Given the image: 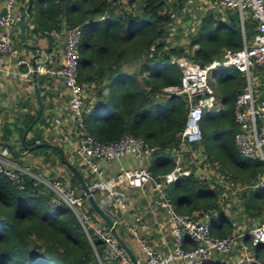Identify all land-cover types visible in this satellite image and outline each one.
Instances as JSON below:
<instances>
[{
  "label": "trees",
  "instance_id": "16d2710c",
  "mask_svg": "<svg viewBox=\"0 0 264 264\" xmlns=\"http://www.w3.org/2000/svg\"><path fill=\"white\" fill-rule=\"evenodd\" d=\"M37 2L40 6L30 18L35 21L33 29L59 27L62 15L67 26H81L80 83L95 81L94 75L103 76L101 68L91 72L90 55L100 60L110 59L109 55L113 54L114 66L107 69L108 96L102 104L94 103L83 112L86 129L99 140L117 138L122 133L141 136L154 147L147 163L150 172L153 175L164 173L173 164L174 154L169 149L178 148L180 144L179 132L185 122L186 107L183 95L159 97L158 93L165 86L179 83L184 60L203 65L218 56L220 47L241 46L242 30L237 12L228 11L225 20L205 15L188 44L189 49L193 42L198 46L185 50L184 46L172 45L168 40L169 24L175 21L172 12L181 9V4L176 2L131 0L135 2V9L130 13L121 8L127 3L121 4L120 0ZM117 9L122 11L121 15ZM101 15L105 18L99 19ZM255 31V22L245 19V39L250 40ZM138 57L142 59L140 73H147L144 82L136 79L137 72L120 69L123 60ZM255 73L264 80V67H257ZM213 80L219 89L215 97L221 100L222 107L202 112L199 120L201 152L205 161L212 157L220 160L219 169L227 167L235 180L249 182L262 170V165L259 160L240 155L233 141L237 128L233 120V101L244 87L243 76L232 66H218L213 71ZM37 136L38 133L24 140L22 146L34 144ZM190 146L196 148L197 145ZM53 151L58 153L56 148ZM218 154L220 157H216ZM207 179L183 175L169 185L167 192L178 214L189 215L195 211L203 216L216 209L218 187L215 184L210 188L212 181ZM71 182H76L73 177ZM46 191L42 184L31 187L29 182L20 191L0 172V264H99L76 217L63 205L49 208L46 202L51 193ZM240 197L239 216L244 214L249 223L264 220V188L245 191ZM233 221L223 211L216 212L210 220L212 234L219 237L230 234ZM244 242L248 244L246 238ZM93 244L100 253V241L93 239ZM252 252L257 262H264V243L255 245ZM210 264L228 263L217 258Z\"/></svg>",
  "mask_w": 264,
  "mask_h": 264
},
{
  "label": "built area",
  "instance_id": "2783aa9c",
  "mask_svg": "<svg viewBox=\"0 0 264 264\" xmlns=\"http://www.w3.org/2000/svg\"><path fill=\"white\" fill-rule=\"evenodd\" d=\"M10 7L9 3L5 11L0 12V53L8 55L15 66H27L25 69L9 72L11 77L24 80L31 78L33 72H42L44 68L37 64L29 66L20 55L13 41V31L19 15H15ZM209 8L214 12L228 9L237 12L242 44L234 49L220 47L218 56L203 65L184 60L180 67L179 83L162 88L165 95L184 96L186 117L179 132L180 144L178 148L171 150L174 154L173 164L158 175H153L145 163L105 173L102 162L118 161L126 154H131L140 161L149 157L154 147L141 136L129 133H122L109 140H99L92 136L83 122V112H87L90 106L85 102V91L78 81L81 26L65 24L40 31L44 37L62 38L61 61L52 72L59 74L68 95L67 105L72 114L76 138L71 150V160L78 164L75 165L80 169L97 205L114 219L117 234L134 250L138 264H210L217 258L228 259L232 252H237L238 255L232 264H264L257 262L252 252L255 245L264 243V220H251L248 227H234L226 236H215L210 228L215 210L203 216L195 211L189 215L178 214L167 192L169 185L183 175L193 174L206 179L209 175L222 174L214 172V166L204 162L205 155L198 146L202 112L207 108L217 107L212 73L218 66H232L243 76L244 87L233 101V120L237 126L233 141L240 155L259 160L262 165V170L256 172L249 182H243L240 188L237 183H227L226 177L220 175L216 182L222 187L221 197L224 200L229 195H241V189L251 191L264 188V80L261 81L255 73L257 67H264V0H213ZM245 19L255 22L256 31L250 40H246L243 34ZM194 46L196 45L193 48ZM256 81L262 86L260 91ZM191 144H196V148L191 147ZM26 154L28 152L25 148L23 156ZM25 159L27 161H19L0 153V172L20 191L25 189L26 182L31 187L42 184L51 193L46 202L49 208L55 209L61 205L68 208L83 228L99 264H134L71 180L68 181L61 174L52 176L35 167L31 163L33 159ZM70 175L73 177L71 173ZM130 190L137 193L149 192V202L164 212L167 228L158 246L150 244L147 239L148 225L143 215L128 204ZM89 212L94 214L95 219L89 216ZM126 212L130 214L129 220L126 219ZM93 239L100 241V253L96 251ZM138 254L141 258H138Z\"/></svg>",
  "mask_w": 264,
  "mask_h": 264
},
{
  "label": "crops",
  "instance_id": "0c3cea01",
  "mask_svg": "<svg viewBox=\"0 0 264 264\" xmlns=\"http://www.w3.org/2000/svg\"><path fill=\"white\" fill-rule=\"evenodd\" d=\"M181 1L184 2L186 6L182 8L181 5L180 10L175 11L176 13L172 12L175 22H182L181 19H183V17L186 19L194 18L199 20V23L195 26V31L197 27L200 26V22L205 15L212 14L220 20L226 19L223 10L214 12L209 8V4L212 3L213 0ZM9 3L11 4V11L15 15H19L22 6L27 3V0H0V12L5 11ZM120 3H127L125 6H121L125 13H130L131 9H135V2H131V0H120ZM176 3L181 4L178 0ZM37 6V0H33L30 15H27L24 28V41H21L18 36V22L13 31V41L19 49L20 55L27 61V64L31 66L33 57H36L35 61L37 65L43 66V71L36 72L33 75L34 77L32 76L24 80H20L18 77H11L9 74L10 71L25 69L27 66H15L13 60L10 59L8 55L0 53V153H2V156L18 159L19 161L26 160L25 157L28 159L31 152L27 151L28 154H26L25 157L23 156L25 148L21 144L20 137L26 127L31 125L24 140H29L32 135L38 133L39 136H37L35 142L44 141L53 145V147L48 146L47 150L55 149L56 147L57 150L58 147L61 148V151L58 150L57 156H54V154L50 152L35 155L31 163L35 167L49 172L52 176L61 174L70 181V178H72L70 172L65 170L66 167L61 162L59 156L60 152H63V155L71 160V150L76 138L73 133L72 114L67 105L68 95L66 88L59 74L52 72L58 68L61 61L62 38L60 36L54 38L44 37L40 34L41 30H39V28L38 30L33 29L35 21L30 18L31 14L37 10ZM117 13L121 15L122 11L117 9ZM62 18H64L63 15L60 18V22ZM103 18H105L103 15L99 17V19ZM90 56L92 60L88 63V66L91 67V72H96L98 68H101V74H103L101 78H99L98 75H94L96 78L95 81L82 80L80 83L85 91V102L87 105L93 106L94 103L102 104L108 96L110 76L108 75L107 69L114 65L112 62V52L109 55L110 59L105 58L99 60L95 58V55ZM105 56H108V54ZM141 61L142 59L140 57L137 59L133 58L132 60L125 59L121 62L120 69L129 73L137 72L136 79L140 82H144L146 79H140V75H145V72L140 73L139 71ZM39 102L41 103V107L40 114L37 117ZM37 128L40 129L39 132H34ZM65 135L67 136L66 138ZM170 150L172 149H169V151ZM148 161L149 157L138 161L131 154H126L118 161L102 162L101 166L105 173H113L120 167L135 166L140 163H145L147 165ZM231 181L238 183L239 179H232ZM128 195V204L143 215V219L148 225L147 239L149 243L158 246L167 228L164 212L149 202V192L147 191L144 193H137L130 190ZM238 198H240V195H229V198L226 200L224 199L225 204L221 208V211H223L231 221L234 220L233 228L236 226V228L248 227L250 223L244 214H242V216H232L230 213V211L233 212L232 201H236ZM238 201H240V203L242 202V200ZM234 210L238 211L240 213L239 215H241V208L238 207ZM126 219H130V214L128 212H126ZM119 232H121V230H119ZM131 247L132 249L134 248L133 244H131ZM137 256L141 258L140 254ZM237 257V252H232L228 256V259L224 260L228 264H232V262L236 261Z\"/></svg>",
  "mask_w": 264,
  "mask_h": 264
},
{
  "label": "rangeland",
  "instance_id": "374dc122",
  "mask_svg": "<svg viewBox=\"0 0 264 264\" xmlns=\"http://www.w3.org/2000/svg\"><path fill=\"white\" fill-rule=\"evenodd\" d=\"M164 2H166V3H170V2H176L177 0H163ZM178 2L179 3H181V5H182V8H185V6H186V4L184 3V2H182L181 0H178ZM37 4H38V6H37V10H38V8H39V3L37 2ZM231 12L230 11V9H228V10H223V12H224V15H226L227 16V12ZM174 13H176V12H174ZM182 20V22H180V21H174L173 23H171V24H169V35H168V40H169V42L172 44V45H182V46H184V48H185V50H192V49H195L197 46H198V43H196V42H193L192 43V45L190 46V49H189V46H188V44L190 43V40H191V36L192 35H194L197 31H195V26H196V24H198L199 23V20H196V19H194V18H191V19H186V18H184L183 17V19H181ZM196 20V21H195ZM192 27H193V30H192ZM192 30V31H191ZM193 45H196V46H194V48H193ZM145 79H147V73H145ZM212 76H213V73H212ZM212 76H211V78H212ZM139 81V80H138ZM146 81V80H145ZM214 82V81H213ZM256 83H257V88H258V85H259V83H258V81H256ZM214 97L216 96V95H218L219 94V89L217 88V85L215 84V82H214ZM259 88H262V86H260L259 85ZM258 88V89H259ZM261 89H259V91H260ZM218 93V94H217ZM158 96L159 97H166V95H165V93L162 91V89H160V92L158 93ZM215 99H216V102H217V109L215 108V110H219V109H221V107H222V103H221V100L217 97H215ZM209 108H207V109H205V110H208ZM214 109V108H213ZM204 110V111H205ZM201 128V127H200ZM39 130L40 129H35L34 130V132H39ZM41 132H42V130H41ZM210 132V131H209ZM40 135H41V133H40ZM215 142V141H214ZM198 146L200 147L199 149H201V147L202 146H200V144H198ZM47 148H48V146H40V147H38V148H35V149H32L30 152H31V154H29V157L31 158V159H34V157H35V155H40V154H43L44 152H47V153H53L54 154V156H57L58 155V153H56V151H53V149H48L47 150ZM63 153V152H62ZM56 154V155H55ZM59 157H61V156H59ZM64 157H65V155H64ZM216 157H220V154H218ZM66 158V157H65ZM68 161H70L71 163H73V164H76V165H78L77 163H76V161L75 160H70L68 157L66 158ZM204 162L205 163H208V164H210L211 166H214V167H212L213 168V170H214V172H216V173H218V174H220V173H222V174H220V175H223V176H225L226 177V179H227V183L229 182V183H231V184H233V183H235L234 181H231L232 179H235L233 176H231V174H230V171H229V169L227 168V167H222V168H220L219 169V166H221V164H220V160H218L217 158H215V157H212L211 158V160L209 161H205L204 160ZM66 170V169H65ZM220 172V173H219ZM220 175H217V174H213V175H209V179H207V180H211L212 182L210 183V188H214L215 187V184H217L216 185V187H218V195H217V200H216V205H217V207H216V212H218V211H221V208L224 206V200H223V197H221V194H220V187H221V185L218 183V182H216V180H218L219 179V176ZM211 177V178H210ZM238 179V178H237ZM241 180V179H240ZM239 180V181H240ZM238 181V185H239V188L240 187H242V184L243 183H240ZM244 182H246V181H244ZM74 184L76 185V187H77V189L79 190V188H78V185L76 184V182H74ZM238 185H237V187H238ZM221 189H222V187H221ZM241 190H243V191H239V193L240 194H242L243 192H245L244 191V189H241ZM47 192V191H46ZM225 198V200L227 199L226 197H224ZM238 200H241V197L240 198H238ZM238 200H233L232 201V207H233V212H231L230 211V213H231V215L232 216H239V212L238 211H236V210H234L235 208L237 209L238 207L239 208H241V203H240V201H238ZM231 206V205H230ZM89 214V216H91V218L92 219H95V217H94V214L93 213H91V212H89L88 213ZM237 227V226H236ZM246 245H248V244H246Z\"/></svg>",
  "mask_w": 264,
  "mask_h": 264
},
{
  "label": "water",
  "instance_id": "95a60500",
  "mask_svg": "<svg viewBox=\"0 0 264 264\" xmlns=\"http://www.w3.org/2000/svg\"><path fill=\"white\" fill-rule=\"evenodd\" d=\"M33 5V0H27V3L22 6L21 11L19 13V19H18V36L21 41H24V28L27 21V15L30 12L31 6ZM4 12V11H2ZM65 25V20L62 18L60 22V26ZM35 48V47H34ZM36 57H33L32 59V66L34 67L37 63L35 61ZM34 75V72L32 73ZM145 75H140L141 80H145ZM39 109L37 113V117L39 116L41 103L39 102ZM31 125H28L26 129L21 134V143L24 141V138L26 136L27 131L29 130ZM52 146L51 144L47 142H35L32 145H24V148H26L27 151H31L32 149L38 148L40 146ZM55 147V146H54ZM57 148V147H56ZM58 150L61 151V148L58 147ZM60 160L61 162L67 167L69 172L72 174L73 178L78 184L79 190L82 192L83 196L86 197V201L89 203L90 208L93 210V212L96 214L98 218L102 220V222L105 224L106 228L110 231L111 235L115 238L118 245L127 253V255L130 257V259L133 261L134 264H138L133 251L131 250L130 246L124 241V238L122 236H119L116 232V223L114 222V219L108 216L95 202L93 199V196L89 192L87 188V184L85 182V179L80 171V169L70 161H68L62 152H60Z\"/></svg>",
  "mask_w": 264,
  "mask_h": 264
}]
</instances>
